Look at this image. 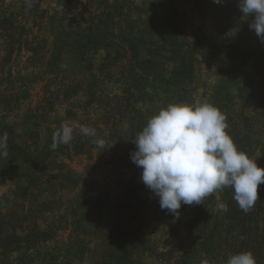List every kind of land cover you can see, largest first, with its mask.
I'll list each match as a JSON object with an SVG mask.
<instances>
[{
	"label": "trees",
	"instance_id": "obj_1",
	"mask_svg": "<svg viewBox=\"0 0 264 264\" xmlns=\"http://www.w3.org/2000/svg\"><path fill=\"white\" fill-rule=\"evenodd\" d=\"M164 1L166 11L148 19L157 29L156 42L151 34H147V27L134 18L132 0H103L99 3L103 8L96 9L94 14L89 13L86 19L81 11L76 14L65 10V0H57V8L46 19L49 47H31L28 43L23 46V51L29 54L25 61L31 67L30 72L28 69L21 70L24 75L17 79H28L35 76L36 71L43 70V75L49 76L47 80H52L44 92L47 99L42 108L43 115L31 117L34 127L39 126V120L42 124L48 123L47 106L51 109L81 93L85 96L83 108L97 109L102 114L100 125L107 135L99 139L105 142L106 149L97 146L99 153L110 152L116 157L117 167L124 171L119 175L121 191L117 201L111 204H106L105 199L104 202H97L98 215L97 219L94 216L91 220L92 231L86 234L87 243H76V252L85 254L86 264H134L132 256L137 250L151 253L152 247L147 243L144 229L158 213L175 224L186 221L188 230H194L195 209L199 205H182L178 219L161 210L158 197L140 179L142 169L130 160V154L135 151V137L151 117L169 104L199 106L208 103L218 108L226 116L227 123H231L234 121L232 107L239 104L242 109L255 111L263 98L264 43L249 27L253 17L243 16L238 0H221L219 4L213 3V0H191L196 6V13L202 19H210V30L197 29L190 39L191 26L179 0ZM2 3L3 0H0V35L2 32L9 34L11 28L10 16ZM88 19L95 22L90 28L92 34L105 30L114 21L119 29L114 57L98 72L93 71L89 57L91 37H87L86 41L82 39L81 24ZM60 65L63 67L60 68ZM118 65V73H111V68ZM202 67L216 71L218 81L214 84L202 82ZM2 81L4 79L0 77ZM110 83L118 85L117 94L108 92ZM199 86L202 93L197 95ZM25 88L16 98L3 97L0 108L4 104L6 109L17 110L20 101L30 97V89L28 86ZM231 88L236 89V95L230 92ZM3 118L1 114L0 135H8V156L1 170L3 175L13 173L24 181V185L17 186L14 193L24 204L20 208L11 204L10 210L0 204V264H37L35 250L55 239L47 224L53 210V201L48 197L50 185L43 179L53 160L45 152L46 145L41 150L34 145L30 150L29 146L16 144L12 128ZM53 131L57 134L62 129L58 127ZM85 136L76 142L58 143L55 152L59 154L53 158L58 160L57 157L72 153L90 159L94 147ZM244 147L248 149V143ZM70 173L66 171L67 175ZM60 179L63 181L58 183V200H63V190H75L83 185L75 174ZM91 192L81 188L82 196L76 200L97 201ZM232 192L234 190L229 188L228 193ZM263 195L260 194V197ZM209 198L205 199L208 201ZM207 246L214 247L211 251L214 257L223 247L217 241L214 244L209 242ZM49 260L52 264L51 258ZM47 262L46 259L42 264ZM53 264H57V259L53 260Z\"/></svg>",
	"mask_w": 264,
	"mask_h": 264
},
{
	"label": "rangeland",
	"instance_id": "obj_2",
	"mask_svg": "<svg viewBox=\"0 0 264 264\" xmlns=\"http://www.w3.org/2000/svg\"><path fill=\"white\" fill-rule=\"evenodd\" d=\"M65 1V10L76 14L81 11L85 19L89 13L94 14L96 9L103 8L99 5L103 0ZM132 2L134 18L139 19L147 27V34H151L156 42L157 29L148 19L153 15L160 16L166 11L165 1L132 0ZM56 3L57 0H3L2 5L11 19V28L9 34L7 32L9 36L4 32L0 35V77L4 79L0 82V102L3 97L16 98L21 91L26 90L27 86L30 89V97L28 100L20 101V106H17L15 111L11 110V107L10 110L6 109L4 104H1L0 113L4 117L3 121L12 128L16 144L22 147L29 146L30 150H33L34 145H38V150L46 145L45 152L51 155L49 159L53 160L45 171L43 179L50 185L48 197L53 201V210L47 224L54 233L55 239L35 250L37 264L45 263L46 259L49 264L50 258L52 264L54 259H57V264H86L85 254L82 251L76 252V243H87L86 234L92 231L91 220L94 216L97 219L98 215L97 202H104L105 199L106 204H111L117 201L121 191L119 175L124 174V171L117 167L116 157L110 152L99 153L94 141L102 135H107L103 133L100 125L102 114L97 109L83 108L85 101L83 94L78 93L64 104L54 105L51 109L47 106L45 113L49 119L48 123L42 124L39 120V126L33 125L34 120L31 117L43 115L42 108L47 99L44 92L52 80H47L49 76L43 75V70L36 71L35 76L28 79H17L24 75L21 70L28 69L27 71L30 72L31 67V64L25 61L29 54L23 51V46L28 43L31 47L45 46L46 49L49 47L50 37L46 19L57 8ZM179 3L191 26L189 39L197 29L206 32L210 30V19H202L196 13V6L191 0H179ZM129 5L131 6V3ZM94 23L92 19H88L85 24H81L82 39L86 41L87 37H91V45H88L89 57L92 59L93 71L98 72L114 57V45L119 29L114 21V24L105 30L92 34L90 28H93ZM62 67L60 65V68ZM118 70L119 65L114 66L111 68V73L116 75ZM201 80L204 83L214 84L218 81L216 71L202 67ZM57 83L58 81L55 84ZM107 90L112 94L119 92L118 85L113 83L108 85ZM230 92L234 95L237 93L235 88H231ZM201 93L202 89L199 86L197 95ZM231 112L234 121L227 123L228 135L239 151L255 160L258 167L264 168V93L255 111L242 109L239 104H236ZM65 124L71 129L69 142H76L78 138L85 136L86 134L82 131L84 127L95 131V136H85L94 147L91 150L90 159L87 156H76L72 153L62 158L57 157L58 160L53 158L59 154L52 148L56 136L53 130L58 127L62 129V125ZM247 143L248 149L245 150L244 146ZM6 163V158H0V204L4 209L10 210L11 204L19 205V208L24 204L14 195L16 187L24 185V181L13 173L3 175L1 169ZM66 171L71 173L67 175ZM73 174L81 179L83 185L75 190H63V200H58L60 193L58 183L63 181L60 177ZM81 188L92 191V197L98 200L77 201L76 199L82 196ZM229 188L231 187H224L223 190L214 192L209 196L208 201L203 200L202 204L195 209L193 231L188 230L189 224H186V221L180 225L175 224L162 213H158L155 220L150 221L148 227L144 229L147 243L150 248L152 247L151 253L135 250L132 256L134 264H203L204 261H207V264H227L229 257L245 251L253 254L256 264H264V195L260 197V194L264 193V184L258 186L259 200L247 213L243 212L233 199L234 192L228 193ZM221 202L228 206V211L224 212L217 208ZM223 224L226 226H222ZM206 225L209 228L206 229ZM214 241L221 242L223 245L220 253L215 257L214 252H211L214 247H206L209 242L214 244ZM128 245L129 241L126 243V246Z\"/></svg>",
	"mask_w": 264,
	"mask_h": 264
},
{
	"label": "clouds",
	"instance_id": "obj_3",
	"mask_svg": "<svg viewBox=\"0 0 264 264\" xmlns=\"http://www.w3.org/2000/svg\"><path fill=\"white\" fill-rule=\"evenodd\" d=\"M238 7L243 16L253 17L249 27L264 43V0H238ZM227 128L226 116L208 103L169 104L148 120L135 137L130 160L142 169L140 179L158 197L161 210L178 219L182 204L201 205L206 197L224 187L234 190L233 199L243 212L251 210L259 200L258 186L264 184V168L238 150ZM82 131L95 136L92 129L84 127ZM70 139L71 129L62 125L52 148ZM7 141V133L0 135V158L8 156ZM94 142L106 149L103 140ZM217 208L228 211L222 202ZM227 264H256V259L245 251L229 257Z\"/></svg>",
	"mask_w": 264,
	"mask_h": 264
}]
</instances>
